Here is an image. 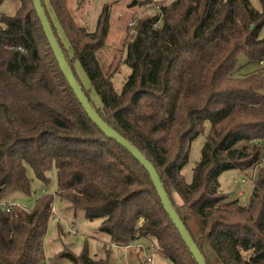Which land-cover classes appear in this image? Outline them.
Here are the masks:
<instances>
[{"label": "trees", "instance_id": "1", "mask_svg": "<svg viewBox=\"0 0 264 264\" xmlns=\"http://www.w3.org/2000/svg\"><path fill=\"white\" fill-rule=\"evenodd\" d=\"M41 1L91 104L156 167L207 264H264V66L258 67L264 0L262 9L251 0H133L130 5L148 10L125 28L123 55L108 69L110 4L90 30L77 22L70 0ZM18 2L14 15L0 14V198L31 193L29 168L47 183L54 167L55 196L100 220L111 244L145 238L172 264H197L148 172L77 99L33 1ZM240 54L256 69L240 73ZM123 63L130 73L118 90L113 75ZM207 125L188 182L183 169L191 143ZM228 171L253 182L247 202L222 188L219 178ZM55 196L44 192L29 211L18 205L0 211V264H46ZM65 256L71 264H111L109 256L95 258L86 248Z\"/></svg>", "mask_w": 264, "mask_h": 264}, {"label": "rangeland", "instance_id": "2", "mask_svg": "<svg viewBox=\"0 0 264 264\" xmlns=\"http://www.w3.org/2000/svg\"><path fill=\"white\" fill-rule=\"evenodd\" d=\"M70 0L69 4L73 10L74 16L78 23L86 26L90 30L96 27L99 13L104 4H110L111 28L107 40V56L105 66H116L120 54L123 55L122 41L125 28L130 25L131 20L136 15H143L148 9L144 6L130 5L133 0ZM153 2H161L163 4L171 3L174 0H152ZM257 9H262L261 0H251ZM19 7L18 0H3L0 4V14L6 13L14 15ZM59 34L68 47V42L63 32L58 27ZM264 34V28L261 31ZM76 70L85 84L89 86L90 82L83 68L78 62ZM238 68L240 73L253 71L258 66L250 64L244 54L238 56ZM264 66V61L258 67ZM130 73V68L126 64H122L119 70L113 75V81L118 90H120L123 82ZM264 92V86L260 89ZM93 98L99 105V97L94 94ZM209 125L206 130L196 137L190 147L189 161L185 165L183 171L188 182L191 181L192 169L199 159L201 148L204 143ZM264 164V160H263ZM28 174L32 179V191L25 194L22 191H14L9 194L5 200L18 205L33 208L35 200L44 192L51 193L55 196L57 190L56 170L53 167L49 172V182L45 183L37 179L33 171L29 168ZM222 188L238 196L241 202L245 203L249 200L253 182L243 174H237L233 171L224 172L219 178ZM177 200L179 198L177 197ZM53 216L50 219L49 227L44 238L45 261L46 264H71V261L65 256L66 253L79 254L85 248L89 254L95 258H105L109 256L111 264H142L141 249L143 246L148 250V239L142 238L137 243H131L127 249L119 250L117 246L111 244L108 235L100 229V220L88 219L85 210L82 208L74 209L70 207L66 200H62L55 196L51 205ZM137 244V245H136ZM134 246V247H133ZM64 253V256L62 255ZM154 264H172L168 259L162 257L158 252H151ZM145 264V262H143Z\"/></svg>", "mask_w": 264, "mask_h": 264}, {"label": "water", "instance_id": "3", "mask_svg": "<svg viewBox=\"0 0 264 264\" xmlns=\"http://www.w3.org/2000/svg\"><path fill=\"white\" fill-rule=\"evenodd\" d=\"M34 9L37 13V16L43 26L45 36L53 50V53L59 63L60 69L64 76L66 77L71 89L75 93L77 99L85 109L86 113L96 124L100 130L108 137L115 140L119 145L124 147L132 156L145 168L148 172L152 183L158 193V196L162 202L165 212L171 218L173 224L177 228L179 234L181 235L186 246L194 256L197 264H207L205 257L202 252L199 250L197 244L195 243L193 237L191 236L189 230L181 220L179 214L177 213L163 183L159 176V173L153 163L148 160L145 155L128 139L121 135L118 131L112 128L107 124L95 110L91 104L88 96L83 91L81 84L78 82L77 78L74 75L73 69L70 66L69 62L66 59L65 53L54 33L53 27L49 21L46 10L42 4L41 0H32Z\"/></svg>", "mask_w": 264, "mask_h": 264}, {"label": "built area", "instance_id": "4", "mask_svg": "<svg viewBox=\"0 0 264 264\" xmlns=\"http://www.w3.org/2000/svg\"><path fill=\"white\" fill-rule=\"evenodd\" d=\"M130 24H132V22ZM14 205H18V204L11 203L9 201H6L3 198H0V211L10 212ZM18 206H21L25 211L30 210V208H28L26 206H22V205H18ZM129 246H130V244L127 246H119V247L117 246V248L119 250H122V249H127ZM140 249H141V253H140L141 258L145 262V264H154L151 252L156 251V245L151 243L148 247V250L143 246H141Z\"/></svg>", "mask_w": 264, "mask_h": 264}, {"label": "crops", "instance_id": "5", "mask_svg": "<svg viewBox=\"0 0 264 264\" xmlns=\"http://www.w3.org/2000/svg\"><path fill=\"white\" fill-rule=\"evenodd\" d=\"M138 242H139V240H138ZM137 243V242H136ZM137 245V244H136Z\"/></svg>", "mask_w": 264, "mask_h": 264}]
</instances>
